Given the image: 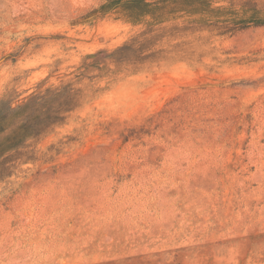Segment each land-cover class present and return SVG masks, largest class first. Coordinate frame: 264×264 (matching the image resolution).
I'll list each match as a JSON object with an SVG mask.
<instances>
[{
  "label": "rangeland",
  "instance_id": "374dc122",
  "mask_svg": "<svg viewBox=\"0 0 264 264\" xmlns=\"http://www.w3.org/2000/svg\"><path fill=\"white\" fill-rule=\"evenodd\" d=\"M0 264H264V0H0Z\"/></svg>",
  "mask_w": 264,
  "mask_h": 264
}]
</instances>
